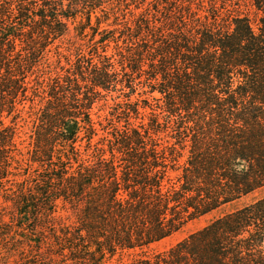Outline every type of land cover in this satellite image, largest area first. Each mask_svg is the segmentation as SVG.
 I'll use <instances>...</instances> for the list:
<instances>
[{
  "label": "trees",
  "instance_id": "trees-1",
  "mask_svg": "<svg viewBox=\"0 0 264 264\" xmlns=\"http://www.w3.org/2000/svg\"><path fill=\"white\" fill-rule=\"evenodd\" d=\"M262 190L264 0H0V264H264Z\"/></svg>",
  "mask_w": 264,
  "mask_h": 264
},
{
  "label": "rangeland",
  "instance_id": "rangeland-1",
  "mask_svg": "<svg viewBox=\"0 0 264 264\" xmlns=\"http://www.w3.org/2000/svg\"><path fill=\"white\" fill-rule=\"evenodd\" d=\"M261 195H264V190L262 191H258L253 193L252 195H249L243 199H241L240 201L236 202L233 205H230L226 208H224L222 212L231 210L237 206H240L244 203H247L249 201H251L252 199L259 197ZM220 212L217 213H213L211 215H207L204 217H201L193 222H190L189 224H187L180 232H178L177 234L173 235L170 238L164 239L161 242L157 243L154 245V247H156L157 250H163L169 246H171L172 244L176 243L177 241H179L180 239L184 238L186 235H188L189 233L201 228L202 226H204L209 220H211L212 218L216 217V215H218Z\"/></svg>",
  "mask_w": 264,
  "mask_h": 264
}]
</instances>
